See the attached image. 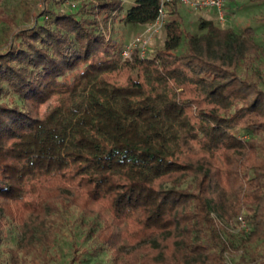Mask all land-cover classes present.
Instances as JSON below:
<instances>
[{"label": "trees", "instance_id": "trees-1", "mask_svg": "<svg viewBox=\"0 0 264 264\" xmlns=\"http://www.w3.org/2000/svg\"><path fill=\"white\" fill-rule=\"evenodd\" d=\"M41 1L0 48V264H54L57 239L68 264H229L215 215L243 210L255 250L240 263L264 264L253 29L201 19L194 34L181 0ZM161 9L163 46L123 57L106 26L149 25Z\"/></svg>", "mask_w": 264, "mask_h": 264}, {"label": "rangeland", "instance_id": "rangeland-1", "mask_svg": "<svg viewBox=\"0 0 264 264\" xmlns=\"http://www.w3.org/2000/svg\"><path fill=\"white\" fill-rule=\"evenodd\" d=\"M86 1L94 0H65L63 6L69 9V6L77 9ZM180 1V0H179ZM192 1V0H190ZM131 4V1L127 3ZM41 12L44 8V3L41 0H0V48H4L12 39V35L18 27L30 26L35 22V16L31 10L33 9ZM234 8V12L226 14L227 20L220 21L216 9L209 8H195L187 3L181 1L179 6V13L182 18L183 28L194 33H200L199 23L201 19L213 20L221 27L232 28L237 32H243L244 29L250 27L253 29L254 39L261 44V57L257 65L264 71V0H228L226 9ZM227 12V10H226ZM132 23H112L106 26V31L109 37L116 38L123 47L130 46L138 37H143L147 34L146 30L150 26ZM165 39V30L162 26L156 33L153 34L149 42V51L154 52L156 49L163 46ZM185 42V40H184ZM124 48V49H125ZM185 50V43H183L178 51ZM243 210L238 216L233 215L229 218H223L215 215L220 225V231L223 239L226 242V256L229 264H241L240 257L245 253L254 251L255 245L253 241L249 240L250 227L245 217ZM13 230V228H12ZM19 232V233H18ZM14 229L12 239L9 238L8 247L16 246L19 237H21L20 230ZM63 240H56L57 254L54 264H68L70 256L67 254L66 242ZM1 252V249H0ZM89 256V255H88ZM134 262L123 261L120 264H136L139 260ZM86 264H105L106 258L101 256H89ZM82 263V264H84Z\"/></svg>", "mask_w": 264, "mask_h": 264}, {"label": "built area", "instance_id": "built-area-1", "mask_svg": "<svg viewBox=\"0 0 264 264\" xmlns=\"http://www.w3.org/2000/svg\"><path fill=\"white\" fill-rule=\"evenodd\" d=\"M184 3L189 4L195 8H209V9H216L218 12V18L220 21L227 20L226 17V7L228 4V0H181ZM165 21V12L163 9L160 10V16L156 21L151 23V25L147 28V34L143 37H138L134 43H131L130 46L126 47L122 51V55L125 58H130L132 51L135 47L140 48L141 56L145 57L148 53L149 42L154 33L158 31L163 25Z\"/></svg>", "mask_w": 264, "mask_h": 264}]
</instances>
